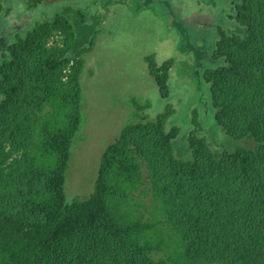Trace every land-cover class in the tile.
<instances>
[{
  "label": "trees",
  "instance_id": "trees-1",
  "mask_svg": "<svg viewBox=\"0 0 264 264\" xmlns=\"http://www.w3.org/2000/svg\"><path fill=\"white\" fill-rule=\"evenodd\" d=\"M224 1L235 26L217 28L221 64L202 74L215 128L194 110L183 136L167 127L171 109L147 120V106L122 103L93 193L71 203V150L88 140L82 74L102 17L88 25L68 7L0 39V264H264V0ZM146 61L168 100L174 61Z\"/></svg>",
  "mask_w": 264,
  "mask_h": 264
},
{
  "label": "rangeland",
  "instance_id": "rangeland-1",
  "mask_svg": "<svg viewBox=\"0 0 264 264\" xmlns=\"http://www.w3.org/2000/svg\"><path fill=\"white\" fill-rule=\"evenodd\" d=\"M108 1L46 3L43 0L36 3L33 0H2V40L43 20H50L68 7L79 10L88 18V25L95 23L93 17H102L92 36V51L85 58L82 87L88 123L81 134L88 136V140L86 143L78 141L72 147L65 180L67 203L88 199L93 193L102 152L120 132V129L116 131V122L122 103L133 98L138 106H147L139 112L147 120H154L171 109L167 127L178 128L183 136L188 133V120L194 110L206 117L204 128L209 131L215 128L209 87L202 74L221 64L212 56L217 28L233 30L235 26L228 17L231 5L224 0H149L147 5L140 4L146 0H124L106 7ZM135 1L140 5L137 6ZM149 57H153L157 66L167 60L174 61L175 66L168 74V100L161 98L149 74L146 61ZM180 64L182 68L178 66ZM128 112L130 109L123 111L120 117ZM111 126L113 129L109 131ZM224 142L229 143L228 147L234 144L228 137L221 144ZM139 199L150 206L146 198Z\"/></svg>",
  "mask_w": 264,
  "mask_h": 264
},
{
  "label": "water",
  "instance_id": "water-1",
  "mask_svg": "<svg viewBox=\"0 0 264 264\" xmlns=\"http://www.w3.org/2000/svg\"><path fill=\"white\" fill-rule=\"evenodd\" d=\"M47 1H53V2H56V1H59V0H47ZM61 1H63V0H61Z\"/></svg>",
  "mask_w": 264,
  "mask_h": 264
}]
</instances>
